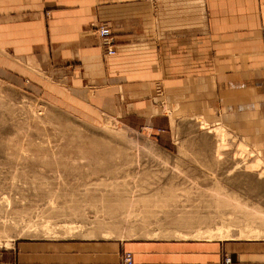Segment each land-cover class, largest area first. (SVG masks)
Segmentation results:
<instances>
[{"label":"crops","instance_id":"obj_1","mask_svg":"<svg viewBox=\"0 0 264 264\" xmlns=\"http://www.w3.org/2000/svg\"><path fill=\"white\" fill-rule=\"evenodd\" d=\"M0 70L86 119L264 131V0H0ZM125 252L132 264H264V238L27 240L0 264H125Z\"/></svg>","mask_w":264,"mask_h":264},{"label":"rangeland","instance_id":"obj_2","mask_svg":"<svg viewBox=\"0 0 264 264\" xmlns=\"http://www.w3.org/2000/svg\"><path fill=\"white\" fill-rule=\"evenodd\" d=\"M171 237L264 238V131L86 119L0 70V251Z\"/></svg>","mask_w":264,"mask_h":264},{"label":"built area","instance_id":"obj_3","mask_svg":"<svg viewBox=\"0 0 264 264\" xmlns=\"http://www.w3.org/2000/svg\"><path fill=\"white\" fill-rule=\"evenodd\" d=\"M96 31L99 34L102 44L104 45L107 54L111 55L116 52L114 49V40H113V33L111 28L106 24H101L96 26ZM161 91V88L158 90ZM123 261L125 264H132L133 263V256L131 252H125L123 255ZM227 262H230V259H226Z\"/></svg>","mask_w":264,"mask_h":264},{"label":"bare ground","instance_id":"obj_4","mask_svg":"<svg viewBox=\"0 0 264 264\" xmlns=\"http://www.w3.org/2000/svg\"><path fill=\"white\" fill-rule=\"evenodd\" d=\"M219 131V133L222 135V136H224L225 135V133H224V131H222L220 128L218 129ZM217 132V131H216ZM225 138V137H224ZM223 142H224V139H223ZM222 142H220V144H221ZM221 146H222V144H221ZM220 147V146H219ZM258 163V162H257ZM259 165V164H258ZM257 166V165H256ZM204 220H206V219H204ZM208 232V231H207ZM217 234H223L224 232H223V230H222V227H219L218 229H217ZM209 234H210V236L211 235H213V234H215V233H212V231H209ZM208 234V235H209ZM206 235V234H205Z\"/></svg>","mask_w":264,"mask_h":264}]
</instances>
